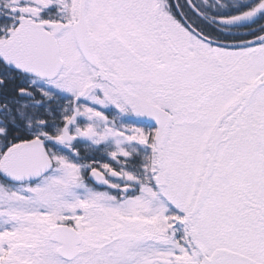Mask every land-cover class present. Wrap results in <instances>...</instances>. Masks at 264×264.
<instances>
[{
    "label": "snow or ice",
    "instance_id": "obj_1",
    "mask_svg": "<svg viewBox=\"0 0 264 264\" xmlns=\"http://www.w3.org/2000/svg\"><path fill=\"white\" fill-rule=\"evenodd\" d=\"M0 264H264V0H0Z\"/></svg>",
    "mask_w": 264,
    "mask_h": 264
}]
</instances>
